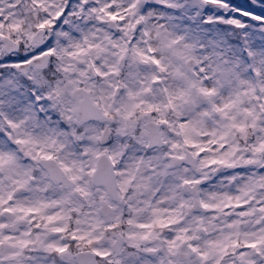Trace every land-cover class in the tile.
Returning a JSON list of instances; mask_svg holds the SVG:
<instances>
[{"label": "snow or ice", "instance_id": "6c2138e0", "mask_svg": "<svg viewBox=\"0 0 264 264\" xmlns=\"http://www.w3.org/2000/svg\"><path fill=\"white\" fill-rule=\"evenodd\" d=\"M0 264H264V0H0Z\"/></svg>", "mask_w": 264, "mask_h": 264}]
</instances>
